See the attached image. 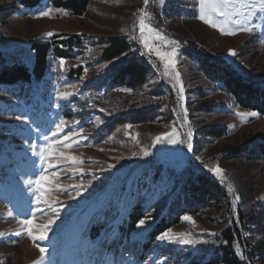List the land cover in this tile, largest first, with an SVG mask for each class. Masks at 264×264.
<instances>
[{
  "label": "rangeland",
  "instance_id": "374dc122",
  "mask_svg": "<svg viewBox=\"0 0 264 264\" xmlns=\"http://www.w3.org/2000/svg\"><path fill=\"white\" fill-rule=\"evenodd\" d=\"M141 8L149 13L145 23L165 37L164 41L156 40L154 33L146 32L143 39H148L151 51L142 43ZM48 9L52 10L49 16L41 15ZM199 15V0H165L163 4L149 0L148 5L143 0H92L83 17L56 8L53 0H42L34 10H24L13 0H0L1 61L14 59L30 66L33 43L52 42L63 35L85 36L84 49L72 59H63V67L61 59L50 57L41 84L27 90L22 87L18 92L0 87V233L4 234L0 237V264H114L113 251L105 249L118 235L134 200L139 197L146 209L145 224L137 226L130 239L131 244H141L140 236L151 229L188 178L189 166L219 182L220 177L210 169H223L226 180L221 183L229 194L230 212L204 208L198 216L187 215L194 223L183 218L170 231L177 236L188 235L193 243L159 239V248L167 253H153L146 263L139 257L141 249L128 247L122 249V255L115 254V264L200 261L209 247L219 245L221 233L232 219L240 228L248 264H264V217L260 216V207H264V115H237L254 111L243 109L200 67L202 61L221 62L244 79L263 83L264 27L222 35ZM252 23L264 25L260 13ZM110 37H126L133 46L132 53L104 62L101 41ZM156 48L162 52L175 48V68L165 69ZM230 49L237 55H230ZM134 57L147 63V83L136 90L114 86L111 79ZM177 72L184 87L182 101ZM61 92L72 95L60 99ZM142 112H147L143 121L125 123L104 133L114 119ZM61 120L67 126L60 137L69 134L78 143L70 148L54 146L50 159L57 167L48 172L57 173V178L50 176L43 182L42 200L48 203L38 205L35 185L27 181H34L47 165L33 154L30 145L54 140L50 129ZM210 128L224 129L226 136L217 139L202 135ZM45 135L49 141L44 140ZM173 135L177 143L169 142ZM157 136H163L162 142H156ZM142 149L149 154L145 156ZM61 151L64 158L56 155ZM67 156H75L82 163L68 161ZM229 183L234 191H229ZM76 185H82L79 194ZM25 219L31 221L27 227L21 223ZM93 228L100 234L95 242L88 239ZM29 231L34 237L45 238L33 240Z\"/></svg>",
  "mask_w": 264,
  "mask_h": 264
},
{
  "label": "trees",
  "instance_id": "16d2710c",
  "mask_svg": "<svg viewBox=\"0 0 264 264\" xmlns=\"http://www.w3.org/2000/svg\"><path fill=\"white\" fill-rule=\"evenodd\" d=\"M13 1L24 10H34L42 4V0ZM91 1L53 0V5L58 9L69 11L76 17H83L88 12ZM84 40L85 36L63 35L56 37L52 42L33 43L30 46V50L34 53V61L30 66L14 59L6 62L1 61L3 54L0 52V87L11 88L13 89L12 91L18 92L22 87H25V90H27L33 84H41L47 75L50 57L54 56L57 59L64 60L72 59L84 49ZM101 42L104 45L101 55L104 62H112L132 53L133 46L126 37H110ZM200 67L207 76L219 81L223 89L231 94L243 109L264 115V82L248 81L240 76L236 70L230 69L221 62L202 61ZM74 73L77 77H81L82 75L80 71ZM148 75L149 67L147 63L134 57L120 68L111 80L112 84L116 87L121 86L130 90H136L147 83ZM147 112L116 118L105 128L104 133L108 132L109 128L111 130L112 127L143 121ZM201 133L206 137L217 139L226 136V131L221 128H210ZM244 153H246V150ZM187 171L189 173L188 178L180 185L179 190L173 194V200L156 217L151 229L144 236H140L143 237L141 244L138 241L131 244L130 239L138 231L137 226L139 221L145 219L146 209L143 210L142 204L139 203V197L134 200L133 207L128 211L127 217L118 228V235L110 240L112 244L108 243V248L106 247L105 249L108 253L113 251L114 264L117 262H115V254L122 255V251L125 248L128 249V247L141 249L142 255H140L139 250V257L141 256L143 263H146L153 253L156 255L167 253L166 250L159 248L160 246L157 244L158 237L161 233L178 227L182 219L187 215L198 216L204 208H216L219 211L225 210L226 213L230 212L228 210L229 194L221 182L200 169H192L189 166ZM260 209V216L264 217V207H260ZM99 235L98 229L93 228L88 239L95 242V239ZM237 243L240 246L239 252L234 247ZM210 248H208L206 256L204 255L200 258V261L190 260L186 264H248L247 252L242 242L240 228L233 219L231 225L221 233L219 245L212 246V250ZM240 253L243 254V258ZM123 254L127 258L128 254ZM170 256L172 255L168 254V257ZM120 261H122V258H120ZM165 264L170 263L167 260Z\"/></svg>",
  "mask_w": 264,
  "mask_h": 264
},
{
  "label": "snow or ice",
  "instance_id": "6c2138e0",
  "mask_svg": "<svg viewBox=\"0 0 264 264\" xmlns=\"http://www.w3.org/2000/svg\"><path fill=\"white\" fill-rule=\"evenodd\" d=\"M165 0H160V3L163 4ZM144 5L149 4V0H143ZM199 7H200V15L199 19L203 21L205 24H208L209 26L218 29L222 35H235L237 32L243 31V32H253L255 31L256 28L258 27H264V25H255L252 23L253 19L257 16L258 13L261 14V18L264 19V0H199ZM51 9H48L47 11H43L41 15L43 16H49L51 14ZM57 11H62V10H57ZM140 16H139V29L142 37V43L144 44L145 48H148L150 51L152 50V46L149 44L148 39H143L145 36L146 32L148 34H153L154 33V38L156 40L164 41L165 37L159 33L156 29L152 28L150 25H147L145 23V18L149 17V13L146 11L145 8H141L139 10ZM66 14V13H65ZM220 17L222 19L217 20L216 18ZM47 35L51 36L53 33H48ZM156 55L165 62L164 67L167 70L169 66L172 68H175V60L173 57L175 56V48L171 52H162L160 51L159 48L155 49ZM230 55L236 56L237 53L234 50H229ZM60 66L63 67L65 64V61L63 59L60 60ZM167 74V71H166ZM175 79L176 83L180 85L179 87V100L182 101L184 99L183 92H184V87L183 84L180 81V74L177 72L175 74ZM72 93L70 92H61L58 93V96L60 99H67ZM184 112V119L185 122L187 120V109H183ZM237 115L243 117V116H256L257 113L255 112H249V113H237ZM79 123V122H76ZM65 121L61 120L58 124L55 125V129L52 130L50 129L52 133V137L55 139L52 140L50 143H46L45 145H36L32 144L30 145V148L33 151L34 155H37L41 161L42 164L47 165V169H44L42 173L33 181V180H28L27 183L30 185H35L36 188V202L39 205L41 202L43 203H48L46 200H42V197L44 193L41 191V186L43 182L46 179H49L51 176L52 178H57V173H49L48 169H54L57 167L56 163H53L52 160L50 159V156L53 154V149L54 146L57 144L62 145L65 148H70L72 147L73 143H78L77 140H72L70 139L69 134H65L62 138L60 137V133L64 131V128L66 127ZM173 133H175V129H173ZM73 136H75V133H72ZM167 135V134H165ZM187 136L189 139L192 136V132L189 131L187 133ZM156 142H162L163 136H157ZM45 141H49V137L47 135L44 136ZM169 142L171 143H177V139L175 136H169L168 137ZM189 149H191L192 145L191 143L188 144ZM39 149V150H37ZM143 154L146 156L149 153L147 150L142 149ZM56 155L60 158L65 157L64 152H58ZM136 155V153H134ZM68 161H71L73 163H82V161L77 160L75 156H67L66 158ZM199 159V157H197ZM213 171L217 176L220 177L221 182H224L226 180V176L222 175L223 169H220L218 166L210 169ZM82 185H76V190L77 194H79V189ZM59 188V186H57ZM229 191H234L232 189L231 184L229 183L228 185ZM239 197H235V200H238ZM235 200L233 201V204H235ZM9 216L12 215V212L8 213ZM185 220L192 221L191 217H184ZM21 223L24 226H29L31 224L30 220L25 219L24 221H21ZM145 224V220H140L138 226H142ZM20 233H17L19 235ZM4 234L0 233V237H2ZM215 235V234H213ZM29 236L33 240L36 239H44L45 236L41 235L40 237H34L31 235V231H29ZM161 241H176L179 243L183 244H190L193 243L188 235L186 234H180L177 236L176 234L172 233L170 230L165 231L161 233V235L158 237ZM234 247L237 249L239 252L240 246L239 244H235ZM41 260L43 259V252L44 249L41 248ZM242 258L243 254L240 253ZM37 264H40L38 261Z\"/></svg>",
  "mask_w": 264,
  "mask_h": 264
}]
</instances>
